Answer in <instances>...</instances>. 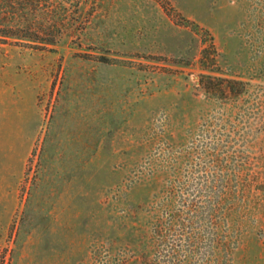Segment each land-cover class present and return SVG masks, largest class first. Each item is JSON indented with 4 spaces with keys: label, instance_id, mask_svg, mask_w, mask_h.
I'll use <instances>...</instances> for the list:
<instances>
[{
    "label": "rangeland",
    "instance_id": "obj_1",
    "mask_svg": "<svg viewBox=\"0 0 264 264\" xmlns=\"http://www.w3.org/2000/svg\"><path fill=\"white\" fill-rule=\"evenodd\" d=\"M0 264H264V0H0Z\"/></svg>",
    "mask_w": 264,
    "mask_h": 264
},
{
    "label": "trees",
    "instance_id": "obj_2",
    "mask_svg": "<svg viewBox=\"0 0 264 264\" xmlns=\"http://www.w3.org/2000/svg\"><path fill=\"white\" fill-rule=\"evenodd\" d=\"M214 49V46H211ZM208 49L205 48L202 50L201 53V64H203V70L205 71H209V72H215L212 71V69H210L211 67H206L207 65H205L206 63V58L208 56ZM216 81H220V79H218L217 77H214L210 74H200L198 76V87L202 90L203 93H205L206 95L212 96L214 98L218 97L217 96V91L218 89V85L215 84Z\"/></svg>",
    "mask_w": 264,
    "mask_h": 264
}]
</instances>
